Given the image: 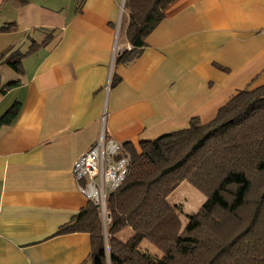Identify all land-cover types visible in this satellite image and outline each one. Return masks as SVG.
Returning <instances> with one entry per match:
<instances>
[{
  "label": "crops",
  "instance_id": "0c3cea01",
  "mask_svg": "<svg viewBox=\"0 0 264 264\" xmlns=\"http://www.w3.org/2000/svg\"><path fill=\"white\" fill-rule=\"evenodd\" d=\"M123 3L0 0V53L40 44L20 75L0 66V87L20 80L0 91V116L20 103L0 129V264H91L89 234L57 231L88 203L72 166L102 133L138 150L264 85V0H174L128 64L115 62L130 48ZM183 183L168 200L190 216L204 198L190 211Z\"/></svg>",
  "mask_w": 264,
  "mask_h": 264
},
{
  "label": "trees",
  "instance_id": "16d2710c",
  "mask_svg": "<svg viewBox=\"0 0 264 264\" xmlns=\"http://www.w3.org/2000/svg\"><path fill=\"white\" fill-rule=\"evenodd\" d=\"M173 1L124 0L130 49L115 62L128 64L139 55ZM39 45L31 43L25 53L7 48L0 66L20 75L21 59ZM19 83L9 81L0 91ZM19 109L16 101L0 116V129ZM123 146L130 167L107 197L108 224L88 201L57 231L89 234L91 264H264V85L238 91L206 123L193 117L187 128L142 141L138 150ZM183 182L204 196L190 216L168 200ZM127 228L132 233L123 241L119 234ZM141 242L159 256L142 252Z\"/></svg>",
  "mask_w": 264,
  "mask_h": 264
},
{
  "label": "built area",
  "instance_id": "2783aa9c",
  "mask_svg": "<svg viewBox=\"0 0 264 264\" xmlns=\"http://www.w3.org/2000/svg\"><path fill=\"white\" fill-rule=\"evenodd\" d=\"M129 167L130 155L124 146L112 139H105L103 133L73 163L72 175L77 188L96 206L101 219H108L107 197L123 182Z\"/></svg>",
  "mask_w": 264,
  "mask_h": 264
},
{
  "label": "rangeland",
  "instance_id": "374dc122",
  "mask_svg": "<svg viewBox=\"0 0 264 264\" xmlns=\"http://www.w3.org/2000/svg\"><path fill=\"white\" fill-rule=\"evenodd\" d=\"M123 22L124 21L122 20L121 26L123 25ZM183 185L189 187L191 192L189 191V192L184 193L186 199L183 202H181V203H182V205H185L186 208L188 207V209L190 211H193L194 209H196L197 206L202 204L204 196L201 193H199L196 189H194L189 183L184 182ZM101 220H102L104 225L108 224V219H106V220L101 219ZM182 220H183V222L186 221L185 215H182Z\"/></svg>",
  "mask_w": 264,
  "mask_h": 264
},
{
  "label": "water",
  "instance_id": "95a60500",
  "mask_svg": "<svg viewBox=\"0 0 264 264\" xmlns=\"http://www.w3.org/2000/svg\"><path fill=\"white\" fill-rule=\"evenodd\" d=\"M109 216H108V214H107V218H108Z\"/></svg>",
  "mask_w": 264,
  "mask_h": 264
}]
</instances>
